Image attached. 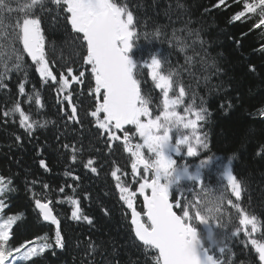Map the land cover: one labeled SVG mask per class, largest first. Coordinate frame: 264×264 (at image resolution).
I'll use <instances>...</instances> for the list:
<instances>
[{
	"label": "snow or ice",
	"instance_id": "1",
	"mask_svg": "<svg viewBox=\"0 0 264 264\" xmlns=\"http://www.w3.org/2000/svg\"><path fill=\"white\" fill-rule=\"evenodd\" d=\"M234 3L240 5L241 10L231 17L233 21L254 16L256 19L252 27H264V0H234ZM224 4L225 0H218L216 7ZM184 8L181 0H176L175 9ZM172 10L170 4L165 11L170 22ZM46 12L54 13V19L60 18L70 26L86 53L82 56V63L94 81L89 95L95 101L94 110L88 115L95 118L100 134H107L105 142L109 150L112 149V142L120 141L124 151L129 154L132 184L121 180L117 174L121 171L119 167L111 172V176L116 180L119 199L131 210L130 229L144 251L146 264H236L229 241L239 237L241 232L248 238L243 241L245 246L250 243L259 264H264V239L253 236L258 231L260 220L239 203L244 186L234 174L232 165L235 157H228L226 164L221 162L218 165L221 168L220 179L226 183L214 187L205 183L202 173L212 164V156L200 159L195 166L181 162L184 156L199 157L201 150L209 147L207 133L201 132V122H205L209 115V110L204 106V97L194 90L189 92L191 85H186L182 77V71L194 75L190 70L195 63L202 66L206 63L205 57L195 51L196 44L203 46L204 43L199 30L185 23L182 28L172 27L169 35L165 31L168 25L155 27L152 36L156 40L166 38L171 47L184 54V64L173 66L171 53H150L148 58H138L136 50L141 36L148 39V35L140 32V22L128 0H0V88H7L4 81L10 78L13 71H23L27 81L26 69L29 65L25 62V54L31 58L44 84L49 80L57 82V76L53 74L45 55L41 15ZM189 49L193 51L191 56L187 55ZM196 57H200L199 61ZM141 68L148 69L155 88L161 92L162 99L157 103H154L151 95L142 91L139 78ZM67 73V76L63 72L59 74L58 94L68 90L72 82L84 83L85 71L73 75V69L69 67ZM204 79L208 80L209 77ZM18 88L20 95H27L28 103L34 101L43 107L38 91L28 95L23 82L19 83ZM63 100L71 105L68 119L79 123L77 107L72 104V93L65 95ZM17 113L19 126L28 135H32L37 126L45 127L48 123L45 121L41 124L33 119L21 107L19 100L4 112V116ZM261 115H264V109ZM16 139L19 141L21 137L17 136ZM134 140L137 142L133 143ZM62 147L70 149V159L75 163L77 152L81 149L75 144H63ZM94 163L93 159H88L84 167L96 173ZM40 165L47 170L43 159ZM64 174L70 176L72 172L66 171ZM12 183L11 178L0 175V214L7 207V194L15 191ZM134 185H138L135 190ZM43 187L47 189L49 186L44 184ZM59 191L63 193L64 188L61 187ZM229 193L237 202L234 203ZM138 195L143 198L141 210L136 207ZM33 196L43 220L56 226L54 239L50 240L45 234L37 237L36 241L16 247L12 243L13 225L22 216L8 215L5 219L0 215V264H17L54 247H65L60 220L50 207L53 201L42 202L40 198H35V193ZM67 200L73 205L72 219H83L92 224V220L83 214L79 199L67 196ZM225 205L238 214L237 225H233L232 215ZM105 212L107 214V210ZM97 247L94 242L88 243L86 264H94V260L87 257L92 256Z\"/></svg>",
	"mask_w": 264,
	"mask_h": 264
},
{
	"label": "trees",
	"instance_id": "2",
	"mask_svg": "<svg viewBox=\"0 0 264 264\" xmlns=\"http://www.w3.org/2000/svg\"><path fill=\"white\" fill-rule=\"evenodd\" d=\"M128 2L140 22V32L148 35V39L141 36L136 50L138 58H148L150 53H171L173 66L183 65L184 54L171 47L166 38L156 40L152 33L157 25H168L165 31L171 35L172 27L182 28L185 23L199 30L204 43L203 46L196 44L195 51L205 57L206 63L203 66L195 63L190 70L194 75L182 71V77L186 85H191L189 92L194 90L204 97V106L209 110L206 121L201 122V132L207 133L209 145L204 149L202 159L212 156L214 160L210 168L204 169V180L213 187L226 183L221 181L215 165L217 168L221 162L227 163L228 157L234 156V174L244 186L239 203L249 213L258 216L260 224L253 236L264 239V115H261L264 109V50H261L264 48V27H252L256 19L254 16L233 21L231 17L241 10L234 0H225V4L219 7H216L218 0H181L185 5L183 10L175 9L176 0ZM170 4L173 6L170 12L172 22L165 16ZM41 21L47 56H52L51 63L75 62L76 67H80L82 56L86 53L70 26L60 18L54 19V13L42 14ZM19 47L22 48V45ZM187 55H193L192 49ZM24 59L29 65L26 69L27 81L23 71H13L10 78L4 81L7 88H0V175L11 178V187L15 189L7 194V207L0 215L5 219L8 215L22 216L13 225L12 243L16 247L36 241L37 237L45 234L51 240L54 239L55 228L42 222L35 209L33 193L35 198L44 202L52 200L65 247H54L17 264H86L89 242L98 246L96 252L87 257L94 260V264H146L144 251L130 229V212L119 199L115 178L111 176V172L119 167L122 180L131 185L129 168L123 161L125 151L119 143L109 150L93 127L88 117L94 106L88 91L91 83L71 91L81 120L80 124H76L68 119L71 107L58 94L57 83L48 81L44 84L26 54ZM199 59L196 57L197 61ZM53 68L56 73L59 72L55 66ZM139 77L145 88L144 94L151 95L154 103L162 99L160 91L148 78V69L141 68ZM21 82L25 83L28 95L39 92L43 107L34 101L28 103L27 95L19 94L18 85ZM17 100L33 119L41 124L47 121V125L37 126L32 135H28L19 126L18 113L5 117L4 112ZM17 136L21 137L19 141ZM63 144H75L81 149L77 152L75 163L70 159V149L63 148ZM41 159L45 161L47 170L41 167ZM88 159L95 161L96 173L84 167ZM66 171H71L72 175L65 176ZM44 184L49 187L45 189ZM61 187L64 188L63 193L59 191ZM135 188L133 186V190ZM67 196L80 200L82 212L92 220V224L71 218L73 205L68 202ZM229 197L237 202L230 193ZM225 208L232 215L233 225H237L238 214L227 205ZM246 240L248 238L241 232L239 237L229 241L236 264H259L251 244L245 246L243 241Z\"/></svg>",
	"mask_w": 264,
	"mask_h": 264
},
{
	"label": "rangeland",
	"instance_id": "3",
	"mask_svg": "<svg viewBox=\"0 0 264 264\" xmlns=\"http://www.w3.org/2000/svg\"><path fill=\"white\" fill-rule=\"evenodd\" d=\"M187 158H188L187 156H184V157H183V160H181V162H182V163H183V162H186L185 159H187ZM224 164H226V163H224ZM195 165H196V164H194L193 166H195ZM219 165H221V164H219ZM216 169L218 170L217 173L220 175L221 168H219L218 165H217V168L215 167V170H216Z\"/></svg>",
	"mask_w": 264,
	"mask_h": 264
},
{
	"label": "water",
	"instance_id": "4",
	"mask_svg": "<svg viewBox=\"0 0 264 264\" xmlns=\"http://www.w3.org/2000/svg\"><path fill=\"white\" fill-rule=\"evenodd\" d=\"M143 199V198H142ZM38 211H39V209H38ZM43 218V217H42ZM46 223H51L50 221H45Z\"/></svg>",
	"mask_w": 264,
	"mask_h": 264
}]
</instances>
